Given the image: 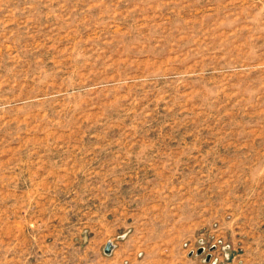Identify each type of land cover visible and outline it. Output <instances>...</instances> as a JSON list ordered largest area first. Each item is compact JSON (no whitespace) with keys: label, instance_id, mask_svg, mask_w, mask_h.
Instances as JSON below:
<instances>
[{"label":"rangeland","instance_id":"obj_1","mask_svg":"<svg viewBox=\"0 0 264 264\" xmlns=\"http://www.w3.org/2000/svg\"><path fill=\"white\" fill-rule=\"evenodd\" d=\"M106 241L264 264V0H0V264Z\"/></svg>","mask_w":264,"mask_h":264},{"label":"crops","instance_id":"obj_2","mask_svg":"<svg viewBox=\"0 0 264 264\" xmlns=\"http://www.w3.org/2000/svg\"><path fill=\"white\" fill-rule=\"evenodd\" d=\"M108 242H110V244H111V247H110V250H109V252L108 253H104L103 252V254H104V256H105V259L106 258H108V257H110V259H112L111 257H115L116 255H119V258L118 257H116V258H118V262L120 263V264H127V261L124 259V253L122 252L121 253V250L117 253L115 250H117V246H116V244L115 243H113V242H111V241H108ZM107 243V241L105 242V244ZM104 244V245H105ZM104 247V246H103Z\"/></svg>","mask_w":264,"mask_h":264},{"label":"water","instance_id":"obj_3","mask_svg":"<svg viewBox=\"0 0 264 264\" xmlns=\"http://www.w3.org/2000/svg\"><path fill=\"white\" fill-rule=\"evenodd\" d=\"M110 247H111L110 242H107V243L104 245L103 252H104V253H108L109 250H110ZM199 251H200V249L198 250V252H199ZM208 256H209V255H206V260L208 259Z\"/></svg>","mask_w":264,"mask_h":264}]
</instances>
